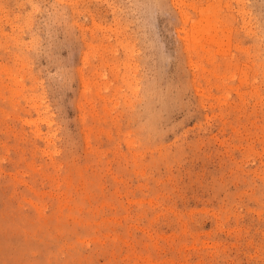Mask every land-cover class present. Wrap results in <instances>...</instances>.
Here are the masks:
<instances>
[{
	"label": "rangeland",
	"instance_id": "374dc122",
	"mask_svg": "<svg viewBox=\"0 0 264 264\" xmlns=\"http://www.w3.org/2000/svg\"><path fill=\"white\" fill-rule=\"evenodd\" d=\"M0 264H264V0H0Z\"/></svg>",
	"mask_w": 264,
	"mask_h": 264
}]
</instances>
